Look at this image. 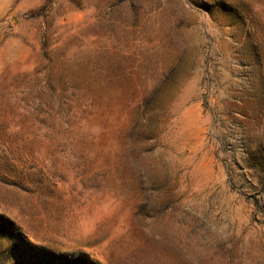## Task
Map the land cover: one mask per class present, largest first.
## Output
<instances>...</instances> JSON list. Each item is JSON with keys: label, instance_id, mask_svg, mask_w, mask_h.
I'll list each match as a JSON object with an SVG mask.
<instances>
[{"label": "rangeland", "instance_id": "1", "mask_svg": "<svg viewBox=\"0 0 264 264\" xmlns=\"http://www.w3.org/2000/svg\"><path fill=\"white\" fill-rule=\"evenodd\" d=\"M0 264H264V0H0Z\"/></svg>", "mask_w": 264, "mask_h": 264}]
</instances>
